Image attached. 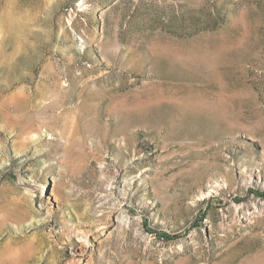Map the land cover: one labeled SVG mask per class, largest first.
<instances>
[{
  "label": "rangeland",
  "instance_id": "1",
  "mask_svg": "<svg viewBox=\"0 0 264 264\" xmlns=\"http://www.w3.org/2000/svg\"><path fill=\"white\" fill-rule=\"evenodd\" d=\"M263 176L264 0H0V264H264Z\"/></svg>",
  "mask_w": 264,
  "mask_h": 264
},
{
  "label": "bare ground",
  "instance_id": "2",
  "mask_svg": "<svg viewBox=\"0 0 264 264\" xmlns=\"http://www.w3.org/2000/svg\"><path fill=\"white\" fill-rule=\"evenodd\" d=\"M33 135V134H32ZM259 175V174H258ZM259 177L260 176H257L256 177V179L257 180H259ZM262 177V176H261ZM264 177V176H263ZM262 180H264V179H262ZM208 189H209V191L208 192H210V191H213L214 193L215 192H220V190L222 189V187L219 185V184H217L216 182H212L211 184H209V186H208Z\"/></svg>",
  "mask_w": 264,
  "mask_h": 264
}]
</instances>
